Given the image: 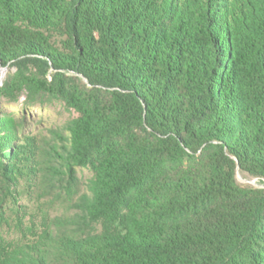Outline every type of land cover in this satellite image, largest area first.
Here are the masks:
<instances>
[{"label":"trees","instance_id":"16d2710c","mask_svg":"<svg viewBox=\"0 0 264 264\" xmlns=\"http://www.w3.org/2000/svg\"><path fill=\"white\" fill-rule=\"evenodd\" d=\"M4 67L72 115L37 153L65 209L0 264H264V0H0ZM24 133L0 109V211Z\"/></svg>","mask_w":264,"mask_h":264},{"label":"rangeland","instance_id":"374dc122","mask_svg":"<svg viewBox=\"0 0 264 264\" xmlns=\"http://www.w3.org/2000/svg\"><path fill=\"white\" fill-rule=\"evenodd\" d=\"M15 71V67H9L5 72H3L2 68L0 70V86L4 85L8 76L10 74L13 75ZM28 101L30 100L28 99L27 91L9 90L0 92L1 111L3 113L14 112L17 117H21L25 132L21 134L20 140L16 141L14 147H12V151H14L12 153H16L12 155L17 162L16 165L21 167L22 163L25 166V169L21 168L20 172L16 171V179L20 183L22 193L17 206L13 208L5 206V211L3 209L0 211V219L1 221L3 220V223H0V229L2 228L7 236H10L11 231L18 236L20 235V229L23 227L25 239H29L27 242L33 244L43 232L46 216L50 213L52 215L63 213V209H65L64 205L59 203L60 201L57 199L53 200L50 197L53 194H49V191H47V186L44 184L45 180L41 177L46 170L40 171L38 174L37 160L40 144L48 147V141H52V130L61 129L63 123L72 114L59 103H38L35 106H30ZM2 150L3 153H9L8 149L4 150L2 148ZM20 153L25 154L19 158L18 155ZM22 159H24L23 162H21ZM6 163L7 165L9 164L8 162ZM87 173L88 170H85L84 174ZM9 178L12 179L11 176ZM238 181L244 185H259L257 178L241 172L238 173ZM19 195L17 194L16 196ZM18 221L23 225L20 226ZM16 225L17 227H15Z\"/></svg>","mask_w":264,"mask_h":264},{"label":"water","instance_id":"95a60500","mask_svg":"<svg viewBox=\"0 0 264 264\" xmlns=\"http://www.w3.org/2000/svg\"><path fill=\"white\" fill-rule=\"evenodd\" d=\"M5 70H6V67L3 68V72H5Z\"/></svg>","mask_w":264,"mask_h":264}]
</instances>
